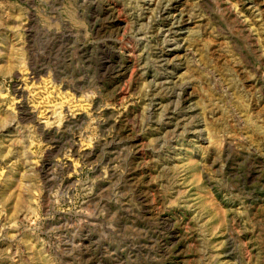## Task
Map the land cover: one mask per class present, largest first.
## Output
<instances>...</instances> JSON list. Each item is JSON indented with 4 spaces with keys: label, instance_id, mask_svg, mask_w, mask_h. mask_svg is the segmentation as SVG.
I'll list each match as a JSON object with an SVG mask.
<instances>
[{
    "label": "rangeland",
    "instance_id": "1",
    "mask_svg": "<svg viewBox=\"0 0 264 264\" xmlns=\"http://www.w3.org/2000/svg\"><path fill=\"white\" fill-rule=\"evenodd\" d=\"M0 264H264V0H0Z\"/></svg>",
    "mask_w": 264,
    "mask_h": 264
},
{
    "label": "bare ground",
    "instance_id": "2",
    "mask_svg": "<svg viewBox=\"0 0 264 264\" xmlns=\"http://www.w3.org/2000/svg\"><path fill=\"white\" fill-rule=\"evenodd\" d=\"M149 2V1H148ZM172 4V3H171ZM116 5V4H115ZM150 5V4H149ZM170 5V4H168ZM175 5V4H174ZM106 6V5H105ZM121 9V8H120ZM107 13L109 14L110 17H118V14L114 11V9L112 7H109L107 9ZM103 14V13H102ZM106 14V13H105ZM168 14V13H167ZM117 21V20H116ZM121 22V21H120ZM186 23V20L184 18V14L182 12H179L177 14H174L173 17H172V21L170 22L169 24V27L166 29L165 31V34H164V37H165V41L166 42H170L171 41H174L176 38V34L178 32L179 29H182L183 28V24ZM115 24V23H114ZM174 25H177L176 27ZM119 27H124L122 26V22L119 23ZM178 27V29H177ZM140 33V32H139ZM175 37V38H174ZM121 38V37H120ZM178 41V40H177ZM176 41V42H177ZM167 46V45H166ZM172 48H166V50L170 51ZM166 53V52H165ZM165 55V54H163ZM168 55V54H167ZM119 59V58H118ZM130 62V61H129ZM166 65V64H165ZM188 87V86H187ZM187 90V89H186ZM125 89L123 87H121L119 90H118V95H122L124 93ZM176 106V105H175ZM150 114V113H149ZM164 115V114H163ZM123 120V116H121V118L118 120L119 123H121ZM43 123V121H42ZM139 140V139H138ZM137 152V151H136Z\"/></svg>",
    "mask_w": 264,
    "mask_h": 264
}]
</instances>
